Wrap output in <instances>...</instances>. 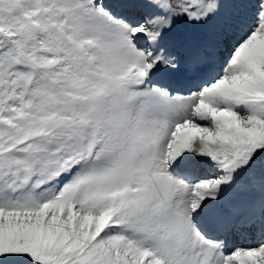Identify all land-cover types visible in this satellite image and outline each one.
Segmentation results:
<instances>
[{
    "label": "snow or ice",
    "instance_id": "6c2138e0",
    "mask_svg": "<svg viewBox=\"0 0 264 264\" xmlns=\"http://www.w3.org/2000/svg\"><path fill=\"white\" fill-rule=\"evenodd\" d=\"M0 264H264V0H0Z\"/></svg>",
    "mask_w": 264,
    "mask_h": 264
}]
</instances>
